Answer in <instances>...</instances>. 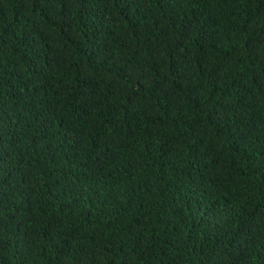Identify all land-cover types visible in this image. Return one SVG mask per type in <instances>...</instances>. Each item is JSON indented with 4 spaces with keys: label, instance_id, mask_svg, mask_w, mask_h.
Returning a JSON list of instances; mask_svg holds the SVG:
<instances>
[{
    "label": "trees",
    "instance_id": "obj_1",
    "mask_svg": "<svg viewBox=\"0 0 264 264\" xmlns=\"http://www.w3.org/2000/svg\"><path fill=\"white\" fill-rule=\"evenodd\" d=\"M0 264H264V0H0Z\"/></svg>",
    "mask_w": 264,
    "mask_h": 264
}]
</instances>
